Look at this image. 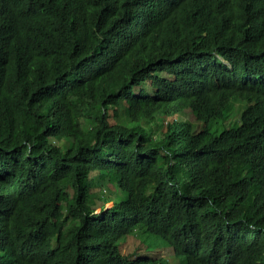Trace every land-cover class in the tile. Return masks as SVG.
<instances>
[{
  "label": "trees",
  "instance_id": "obj_1",
  "mask_svg": "<svg viewBox=\"0 0 264 264\" xmlns=\"http://www.w3.org/2000/svg\"><path fill=\"white\" fill-rule=\"evenodd\" d=\"M134 231L264 264V0H0V264H170Z\"/></svg>",
  "mask_w": 264,
  "mask_h": 264
},
{
  "label": "rangeland",
  "instance_id": "obj_2",
  "mask_svg": "<svg viewBox=\"0 0 264 264\" xmlns=\"http://www.w3.org/2000/svg\"><path fill=\"white\" fill-rule=\"evenodd\" d=\"M180 116L193 120V116L191 114L183 113L180 114ZM212 129H216L215 131L218 132L220 130V127H215ZM92 176V193L89 202L94 208V211L98 213L103 206L109 207L112 205L113 200L104 202L98 196H100V193L108 194V191L114 190L117 187V176L113 172L105 175L94 173L92 174ZM95 180H98L100 182L98 186L93 185V182L95 184ZM120 247L124 252L129 253L131 256L135 254H138V256L146 255L150 257L163 256L169 261L170 264H179L180 261H185V259L183 258L180 260L172 252L167 244L160 242L156 236L150 235L147 232L134 231L128 233L125 239L123 241H120Z\"/></svg>",
  "mask_w": 264,
  "mask_h": 264
}]
</instances>
